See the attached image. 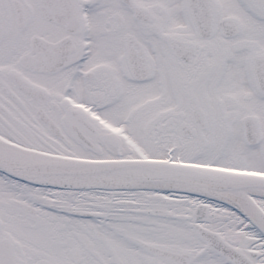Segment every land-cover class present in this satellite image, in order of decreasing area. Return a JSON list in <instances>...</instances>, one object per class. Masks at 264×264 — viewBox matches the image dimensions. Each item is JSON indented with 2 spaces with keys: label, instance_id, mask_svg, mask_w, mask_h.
Instances as JSON below:
<instances>
[{
  "label": "snow or ice",
  "instance_id": "1",
  "mask_svg": "<svg viewBox=\"0 0 264 264\" xmlns=\"http://www.w3.org/2000/svg\"><path fill=\"white\" fill-rule=\"evenodd\" d=\"M0 264H264V0H0Z\"/></svg>",
  "mask_w": 264,
  "mask_h": 264
}]
</instances>
